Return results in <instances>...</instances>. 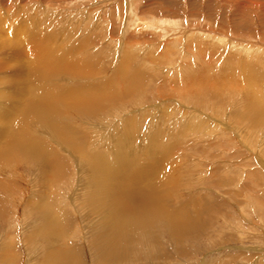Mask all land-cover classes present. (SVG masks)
I'll return each mask as SVG.
<instances>
[{
	"label": "rangeland",
	"instance_id": "obj_1",
	"mask_svg": "<svg viewBox=\"0 0 264 264\" xmlns=\"http://www.w3.org/2000/svg\"><path fill=\"white\" fill-rule=\"evenodd\" d=\"M129 5L137 7L130 12ZM21 7L26 8L25 18L35 16V20L48 26L50 33L57 36V40H52L56 45L62 40L65 49L75 51V54H65V57L80 73L79 76L81 72H92L89 76L85 75L86 79L75 74L79 79H67L58 86L77 87L87 82L90 92L102 81L111 80L113 89L117 91L129 93L136 88L132 91L133 96L123 97V102L120 100L117 110L109 116L104 115L108 111L98 112L95 116L99 114L101 117L93 119V122L68 117V121L75 125L76 129H73L77 136L83 140L86 138L85 143L92 145L89 154H101L105 149L104 143L96 144V141L102 137L107 140L113 131L106 126L102 132V127L98 134H94L96 139L90 140L87 128L103 118L114 125L131 118L138 130L137 146H147L152 140L148 139V134L160 132L157 134L161 136L163 133L159 142L165 147L170 145L174 152L168 155L166 166L173 162L176 167L177 187L175 183L172 189L170 187L173 193L166 205L172 213L182 216L179 223L183 225L182 229H178L177 234L173 231L174 235L169 233L166 223L157 222H153L149 230L133 228L118 250L117 258L127 260L117 264H264V123L259 122V127L249 115L242 114L246 108L242 104H248L246 98L249 91L250 95L258 92L256 98L264 105V59L257 62V59L250 60L239 52L245 47L258 48V42L263 44L264 49V0H0V15H5L8 21L5 26L10 27L13 13L21 12ZM143 17L169 21L171 24L167 26L171 34L173 31L176 34L172 22L177 20L180 31L186 30L185 33L206 29L237 40L232 41L234 45L225 48L224 45L207 43L209 38L202 40L206 39L202 32L175 39L171 34L164 35V32L160 35L157 34L160 31H144L145 23L139 22ZM21 21L19 19L18 24ZM166 24L158 30L164 29ZM1 36L5 38L7 35L2 32ZM8 37L12 44L13 34ZM87 37L90 43L84 50ZM196 39H201L203 43L195 42ZM127 45L128 54L123 53ZM2 52H5L4 57L7 53L0 50ZM164 52L169 54V58ZM10 56H7L6 66L15 68ZM4 61L1 60L0 64ZM252 65L258 67L255 79L261 86L258 88L255 82L254 90L244 79L246 70L252 69ZM124 66L130 68L128 74ZM14 68L11 72L8 67L6 72L0 68V74L11 76ZM225 75L229 83L223 82L227 80ZM191 79L224 92L219 94L214 88L211 93L209 89L196 97L201 93L195 94L187 89H191L187 85ZM178 101L183 102L180 104ZM262 113L260 116H263ZM256 117L258 120L261 118ZM34 126L36 124L32 125L30 132ZM101 132L108 135H101ZM38 135L46 140V135ZM64 140L60 137L58 141L62 144ZM46 142L51 143L50 140ZM51 144L56 148L57 144ZM16 161L5 164L3 167L9 168L0 171V255L3 250H10L16 261L9 264H65L50 260V251L61 247L72 251V254L81 253L75 255L74 263L68 264H99V245L96 244L99 228L96 225L100 222L96 214L90 210L88 213L83 207V198L90 187L79 193L82 190L78 186L79 178L85 179L87 174L77 173V161L70 160L65 168L67 173L63 168L66 178L56 188L53 185L52 189L51 185L45 187L44 197L41 198L50 200V205L54 203L63 211L62 214L70 216L64 240L45 234L41 236L38 232V226L47 221L37 214L43 210L40 206L48 201H38L41 205L37 203L36 198H40L42 190L35 177V164H31L30 169L29 163L27 166ZM138 186L136 192L145 188L143 182ZM38 188L41 191L37 192ZM75 188L82 195L80 201L73 198L74 192L77 193ZM35 190L36 196L32 194ZM35 201L37 204L34 205ZM36 207L39 210H35ZM60 223L65 226L66 222L62 219ZM54 243L57 245L54 246Z\"/></svg>",
	"mask_w": 264,
	"mask_h": 264
},
{
	"label": "bare ground",
	"instance_id": "obj_2",
	"mask_svg": "<svg viewBox=\"0 0 264 264\" xmlns=\"http://www.w3.org/2000/svg\"><path fill=\"white\" fill-rule=\"evenodd\" d=\"M129 7V11L132 12L137 6L129 5ZM19 10H21V12L17 11L18 13H13V19L9 17L13 20L10 27L5 26L8 24V21L4 17L5 15H0V36L2 32L7 35L5 38L2 37L3 35L0 37V50L6 51L7 53L4 57L3 54L5 52L0 53V61L3 59L5 60L4 62H2V64H0V68L2 70L4 69L6 72L8 67L9 72L12 71L14 67H10L9 65L6 66L7 56L9 55H11L10 59L13 60L12 65H16V70L14 68L15 72L13 71V73L10 74L11 76H9L7 73H5L7 75L0 74V171L9 168L3 167L5 164H11V162L13 163V161L16 160V162L19 161L18 163L23 164L29 163L31 165L34 163L35 165H31L30 169L32 168V166L35 168V172L38 176H34L38 178L36 179L39 181V184L41 185L40 188L42 190L41 191L39 188V190H37V192L41 191L40 198L38 199V196L36 198L38 203V201L43 200L41 198L44 197L43 192L45 191V187L49 188V185H51L52 189L53 185L54 188H56L59 182L66 178L67 172L65 168L68 167V163H70V160L73 162L77 161V173H79V175L87 174L85 179L83 177L79 178L78 186L82 188V190H80L81 192L79 191V193H84L83 189L86 190L87 188L85 189V187H90V189L88 188V190H86L87 193L83 198L82 202L83 204H85V206L83 207L88 213L91 211L92 213L96 214L100 222L98 225H96L97 228H99V237H97L98 240L93 236V238L97 240L96 244L99 245V257L97 260L99 264H117L119 262L127 260V258H117L119 254L118 250H120V244L129 237V235L127 234L131 232L133 228L137 227L138 231H145L144 229L149 230L151 228V224L153 222L163 224L166 223L170 231L169 233L174 234V231L177 234L179 231L178 229H182L183 227V225L179 224L181 223L182 216L172 213L167 207L166 201L171 198V193H173L171 189L174 186L173 184L176 182L178 175L176 167L174 166V164H172L173 162L170 164V166H166L167 159H169L168 155L174 152H172L170 145L165 147L164 143L162 144L161 142H159L160 137L163 136V133H161V136L157 134L160 132L148 134V139H152L148 143L150 146L148 144L145 147L137 146L136 133L138 132V130L135 127L136 124L131 121V118L129 120L126 119V121H122L119 125H117L118 122L116 125L110 123L108 124V122L103 120V118L99 121V123L94 122L95 124L93 123L88 128L86 127L89 133L90 140L96 139V135L94 134L97 133L98 130H100L102 127V132L104 127L106 129V126H109V129L113 128V131H111L112 129L110 130L112 133L109 134L107 140L105 139L104 141V137H102L103 139L98 138L96 144H100L103 142L105 149L104 151L100 150L101 154H97L98 156H93L94 154H92V152H90L91 155L89 154L92 145L88 142L85 143V137H83L85 138L84 140L82 139V137L79 138L76 131L74 130L76 129L74 128L75 125H72L73 123L68 121V117H73L76 118V120H82L83 118H85L88 120H92L91 122H93V119L101 117V115L99 116V114L97 115V117L95 116L98 112L108 111L107 114L104 115L109 116L111 115L110 113H113V111L117 110V106L119 107L120 100L123 97L126 96L127 98H129L130 96H133L132 91L136 88L131 89L129 93L123 90L117 91L113 89L114 85L111 84V80L107 82L102 81L100 85L92 88L90 92L87 89V82H85L86 85L84 84V86H70L69 88H66L65 86L64 88L63 85L61 88L60 86H58V84H64V80L72 78L79 79V77L86 79L85 75L89 76L90 73L92 74V72L85 71V74H82L81 72V75L79 76L80 73H77L74 65L70 61H66L68 59L67 57H65V54L66 56H69L73 52L75 54V51H72L68 48L65 49V47L62 45L64 41L61 40L60 43L59 39L58 45H56V42L52 40H57V36L50 33L47 25L45 27V25L41 24L38 19L35 20V16H28V18H25L27 12L26 8L24 9L23 7H21L19 8ZM20 16H22V18ZM31 18H33L31 21L26 20ZM19 19H22L20 24H18ZM163 21L149 20V18L139 20V22L145 23L144 26L146 27H144V31L150 30L151 33H157V31H160V33H157L160 35H162L163 32L166 33L164 35L171 34L169 33V27L167 26L171 23L164 19ZM165 22H167V24ZM155 23L159 24L156 25ZM172 23L175 25V29L177 30L176 34L174 31L173 34H171L172 38L175 39H182L184 35L186 36L190 33L198 34L199 32H202L206 37V39L202 40H207L208 38L210 39H208V42H204H210L211 44H217L219 46L224 45L225 48L228 45H234L233 42H236L237 40L235 39V37L224 36L220 35L219 33H212L210 31L208 32L206 31V29L205 31H202L201 29H194L192 30V32L188 31L189 33H185L186 30L180 31V26L177 20ZM16 24H18L19 26H17ZM163 24H166V26L164 25V29L158 30L159 27L163 26ZM5 28H7L8 30ZM12 34L14 39L11 44L8 41V36ZM196 40L197 41L195 42L199 44L203 43V41L201 42V39ZM88 43H90L89 38L83 45L84 50L88 49ZM262 46L263 44H259L258 42V48L250 49L248 47H245L242 50L239 49V52H241V55L243 54V56H246L245 58H248L250 60L257 59V62H259L260 59H264V49L262 50ZM127 48L129 49L128 45L125 46L126 50L122 52L125 53L127 51ZM65 50H68L67 53ZM10 52H13V55L10 54ZM165 52L164 54H166V58H169V54ZM86 65L89 64L86 63ZM124 68L126 69V72L128 74L130 68L125 66ZM257 68L258 67L253 66L252 69L246 70V73L249 70L250 71L247 74L245 73L244 75V79L249 83V85H251L250 87L253 88V90L256 86L253 85L255 84V82L258 88L261 87L260 84H258V79H255ZM75 74L79 77H75ZM194 74L196 75L197 73L194 72ZM194 74L192 76H194ZM226 77L227 80L225 79V81L223 82L227 83L228 81L229 83L228 76ZM246 84L247 83H245V85ZM187 85L191 86V89L187 87V89L190 90L189 92H193L195 94L201 93L197 94L196 97H200V95H202L206 90L209 89L211 93L215 88L210 84L205 85L203 82H196L194 79H191ZM215 89L219 94H221V92H224V90L222 91V89L220 88ZM258 90L260 91L259 93H261V90ZM232 91L234 92V90ZM255 92L251 95L250 91L249 95L245 93L248 96V98H246L248 104H242V106L246 107L244 113L242 114L249 115V118L254 120V124L259 126V122L262 121L261 124L264 123V105L262 101H259L257 99L258 92H256V94ZM188 97L191 96L188 95ZM244 101L246 102V100ZM178 103H180V101H178ZM163 107L164 106H162L161 108ZM260 113H262L263 116H260ZM256 115L261 118L258 120ZM89 117H91V119H89ZM35 124L39 127L34 126L32 128L33 130L30 132L32 125ZM64 129L66 131L65 133H63ZM32 132L46 135V140H50L51 143L57 144L56 148L53 146V144H47L48 142H46V140H43L38 134L37 136L36 134L34 135ZM102 132L101 135L108 133L106 131L107 133L105 132L102 134ZM60 137L61 139H65L62 144H60L58 141ZM142 142H145V140L143 139ZM53 147L55 149H53ZM167 149L169 151H167ZM163 153L164 155L162 159L161 156ZM63 168L66 173L63 171ZM7 174L10 175L9 173ZM73 177L75 176L73 175ZM147 178L150 179L147 180ZM85 180H88V186L86 185ZM38 181L36 182L37 184L35 183L36 185L34 184L36 188L38 186ZM141 182L144 183L145 188L140 192H136L137 188L139 187L138 185ZM2 187L5 188V186ZM76 189L77 188H75V190ZM35 192L36 190L32 194L36 196L37 194ZM76 192L77 193L74 192L73 198H76L78 201L82 200V195H80L77 190ZM46 200H43V203ZM53 201L54 200H52V203ZM50 202L51 201L49 200L48 203L46 202V204H42V206H40V208L42 207L41 209H43L44 212L42 210V212H39L37 215H39L42 219H45V221L47 222L45 224L41 221L43 225L38 226V232L41 233V236L45 234L49 237L55 236L59 239L64 240V235H66L67 228L70 222V216H68V214L66 213L62 214L63 211L56 208L54 203L50 205ZM37 203L35 201L34 205ZM36 209L38 208L36 207L35 210ZM96 209L98 210L97 212ZM62 219L66 222L64 223L65 226H63V223H60ZM55 244L56 243H54V246ZM50 252L51 262L53 261L55 263L65 264L74 263L73 258H76L75 255L78 254H72V251L70 252L66 248L62 249L61 247H54V249ZM0 256V262L2 263L7 262L9 264L13 261H16L13 260V256L10 254V250H3L2 255Z\"/></svg>",
	"mask_w": 264,
	"mask_h": 264
}]
</instances>
